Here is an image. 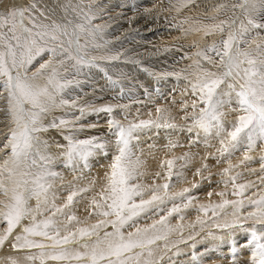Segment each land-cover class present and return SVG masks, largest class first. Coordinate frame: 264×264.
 I'll list each match as a JSON object with an SVG mask.
<instances>
[{
  "label": "snow or ice",
  "instance_id": "1",
  "mask_svg": "<svg viewBox=\"0 0 264 264\" xmlns=\"http://www.w3.org/2000/svg\"><path fill=\"white\" fill-rule=\"evenodd\" d=\"M191 2L182 0V6ZM56 7L65 13L63 23L55 20L49 24L38 23L32 15L33 10H38L36 3L19 11L13 8L0 16V29H7L0 32V77H3L0 81V100L5 101L0 112L8 122L7 138L0 148L4 152L0 163V196L3 197L0 199V222L6 224L3 232H0V248L19 228L21 234L14 237L12 249H39L38 255H29L27 259L39 260L40 264H47L49 260L67 264H160L164 255L177 247L175 243L169 247V234L179 231L183 235L184 225L174 227L169 218L191 206L194 197L188 195L191 191L189 188L169 192L174 160L166 161L168 182L151 187L140 183L142 161L134 156L130 145L137 138L134 133L139 130L153 125L157 128H174L176 125L149 120L124 126L115 119L108 120L109 131L115 136L116 153L104 173L103 183L90 200L88 215L96 216L97 220L90 226H80L84 222L73 211L74 204L78 202L76 197L92 191L96 180L90 182L91 187L78 188L75 182L81 177L75 173L78 170L82 173L89 167L90 157L107 155L109 141L99 137L79 139L76 132L84 126L80 125L78 129L72 120L63 116L53 117L48 123L44 121L56 109L76 106L74 100L70 102L64 98L67 89L80 83L65 75L68 61H73L72 67L76 69L74 75H79L82 67L99 68L113 85L118 81L112 80L107 71L95 63L96 58L86 59V52L84 55L73 54L74 43L78 45L77 53L85 49V45H79V34L87 32L95 38L97 33L103 31L100 26H92L96 16L91 6L85 11L80 4H60L57 0L56 5L48 11L55 13ZM98 7L103 8L104 5ZM237 8L244 16L238 26L239 17L233 11L227 19L195 29L205 36L216 33L223 35L227 29V38L197 53L216 70L204 68L199 61L196 62L197 71L189 81L191 95L195 99L190 104L191 124L187 131L195 132L197 138L203 132L206 144L208 136L214 134L220 138L217 149L219 156L212 159L220 163L222 158H227L228 167L223 170L225 178L221 182L225 189L231 185V195L237 197L229 200L224 198L227 192L217 193L222 198L220 203L201 204L197 211L204 216L211 212L213 217H219L225 208L232 207V219H223V222L213 220V226L221 231L232 230L228 233V239L233 242V264L239 258L232 235L234 231L245 234L242 248L250 250L251 254L247 264H264V195L257 199L246 197L245 193L254 186L253 182L237 183L240 173L232 175V169L240 165L231 163L232 155L241 146L245 151L240 164L253 161L249 153L257 148L259 142L262 146L260 170L264 172V0H238L232 5V9ZM26 12L28 16H25ZM69 13L83 22L74 23L73 19L67 18ZM39 14L50 19L44 11ZM25 19L30 26L24 25ZM253 30H256L255 37L251 36ZM209 52L214 56L208 55ZM45 56L47 59H43ZM100 59L118 60L119 56ZM165 75L180 76L179 73ZM86 107L96 113L111 114L114 111L112 105L97 108L89 104L79 107L81 116ZM188 107L189 104L185 102L184 108ZM226 107L239 113L230 129L225 127ZM160 111L157 109L158 113ZM52 129L66 143L53 140L50 144L48 139L42 138V134ZM52 146L62 151L53 154L49 151ZM58 161L73 174V181L68 184L70 191L61 205L55 203L57 196L52 191L57 181L64 180L63 174L54 169ZM202 168L209 172L211 170L207 163ZM252 171L255 173L254 169ZM195 175L202 176V169H197ZM175 176L178 181L183 179L181 172L175 173ZM260 179L264 183V176ZM198 186L192 184L193 188ZM245 199L253 210L242 216ZM33 200L34 206L30 203ZM168 201L172 202V206L165 209L162 206ZM161 212L166 214L159 215ZM157 215L158 219H152ZM142 217L152 219V222L138 226ZM178 219L183 221L184 216L179 215ZM248 221L252 224L246 228ZM73 224L77 226L71 227ZM196 224L203 231L206 221L198 216L195 223L187 227L195 228ZM108 228L111 231H107ZM126 228L135 230L125 231ZM209 235L213 234L210 232ZM213 238L224 240L223 236ZM161 242L162 254L156 259L155 253ZM186 242L183 239L180 241ZM11 264L16 262L13 260Z\"/></svg>",
  "mask_w": 264,
  "mask_h": 264
},
{
  "label": "rangeland",
  "instance_id": "2",
  "mask_svg": "<svg viewBox=\"0 0 264 264\" xmlns=\"http://www.w3.org/2000/svg\"><path fill=\"white\" fill-rule=\"evenodd\" d=\"M56 2L57 0L51 5L50 1H38L39 9L50 17V19H45L44 16L38 14L36 17L38 23L49 24L53 20L57 23L64 22L65 13L60 7H56L55 13L48 11L49 8L56 5ZM237 2L238 0H192L187 6H182V0H59L60 4H80L85 11H87L88 6H91L96 16L92 21V26H100L103 31L97 33L95 38L88 35L87 32L79 34V45H85V49L84 52L77 53L78 45L74 43L72 46L73 54L84 55L86 52V59L96 58L95 63L107 71L112 80L118 81V84L113 85L99 68L82 67L80 74L74 75L76 69L72 67L73 61H68L65 66V75L80 83L78 86L74 85L67 89L64 98L70 102L74 100L76 106L56 109L44 121L48 123L53 117L63 116L72 120L78 129L80 125L84 126L76 132L79 139L99 137L109 141L107 155L90 157L89 167L84 169L82 173L79 170L75 173L76 176L81 177L78 182H75L78 188L91 187L90 182L96 180V185L92 191L84 192L76 197L78 202L73 206L75 215L82 218L88 214L87 202L93 193L99 190L103 183L104 173L108 169L112 156L116 153L115 136L109 131V119H115L124 126L149 120L161 124L166 121L176 125L174 128H157L153 125L139 130L134 133L137 138L133 139L130 145L134 156L142 161L140 171L143 176L140 183L151 187V185H163L168 182L166 180V161L174 160L169 192L176 193L184 188H189L191 191L188 195L194 197L193 202L198 204L192 202V205L187 209H183L181 213L169 218L173 225L184 224L183 235L181 236L179 231L176 232L178 241L183 238L189 241L179 249L177 247L172 248L164 255V260L160 261V264H233L231 254L233 242L228 239V233L232 230L221 231L213 226V220L220 222H223V219L231 220L233 208L230 206L225 208L219 217H213L211 212L208 216H204L197 211L199 204L201 205L204 201L220 199L221 197L217 195L220 192H227L226 197H224L226 199H237L231 195V185L225 189L221 182L225 178L223 170L228 167L227 158H222L220 163L212 159L213 156H219L217 152L220 147L219 137H215L214 134L208 136L206 144L203 132L197 138L195 132L189 133L187 128L191 124L192 110L190 104L195 99L191 95L189 81L194 78L197 71L196 62L199 61L204 68L216 70L213 65L203 60L197 53L213 44H219L222 39L227 38V29L223 35L216 33L208 36L195 29L227 19L232 16L233 11L239 17L238 26L240 21L244 20V16L239 8L232 9V5ZM29 4H32L31 0ZM100 4H103L104 7L99 8L98 5ZM67 18L73 19L74 23L83 22V20H76L71 13L67 15ZM24 25L30 26L27 19L24 20ZM255 31H252V37H255ZM252 47L255 48V44ZM116 55L119 56L118 60L100 59L101 57ZM208 55L214 56V53L209 52ZM43 59H47V56ZM166 73H179L180 76L177 78L175 75H165ZM2 80L3 77H0V81ZM185 102L189 104L187 109L184 108ZM89 104L97 108L112 105L114 111L111 114L96 113L86 107L85 113L81 116L78 111L79 107ZM4 106L5 101L0 100V107ZM157 109L161 111L158 113ZM225 112V127L230 129L239 113L232 111L230 107H226ZM186 116L187 119H185ZM75 117H79V119H74ZM7 123L4 114L0 112V129L5 128ZM42 138L48 139L50 144L53 140L62 144L66 143L55 129L42 134ZM261 150L262 146L258 142L257 148L249 153L254 158L253 161L245 162L243 165L240 164L245 151L243 146L231 157L232 165H240L232 169V175L240 173L237 183L253 182L254 186L245 193V196L251 199H257L260 195H264V183L260 179L261 176H264V172L260 170L259 162ZM49 151L55 154L62 150L52 146ZM205 163L209 164L210 172L202 168ZM54 169L64 176V180L57 181L52 189L57 196L56 200H60L63 204L70 191L68 184L73 181V174L69 169L64 168L59 161L54 165ZM197 169H202V176L195 175ZM253 169L255 173H253ZM177 172L183 173L181 181H178L175 176ZM193 183L199 186L193 188ZM209 193L212 195L209 196ZM171 206L172 202L168 201L162 207L168 209ZM252 210V206L245 199V206L241 210L242 216H246ZM165 214L166 212L159 213V215ZM159 215L153 217L158 219ZM179 215L184 216L183 221L178 219ZM198 216L206 221L204 229L201 231L202 235L205 233L208 235H203L204 239L200 235L201 240L195 241L200 233L191 230L193 228L187 227V225L195 223ZM95 219H97L96 216ZM139 220L145 222L148 218L142 217ZM251 224L252 222L248 221L245 227H250ZM196 226L200 228L199 224ZM5 227L6 224L0 222V232H3ZM16 230L12 234L13 238L10 237V243L14 241ZM210 232L213 234L212 236L209 235ZM194 234L195 236H193ZM191 235L195 237L191 238L192 240L188 239ZM232 235L235 238L234 243L239 254L236 264H242V262L247 264L251 254L250 250L242 248L246 239L245 234L242 231H234ZM219 236H223L224 240L213 238ZM192 242H196L195 247L191 246V244L194 245ZM162 243L160 248L156 250L154 257L156 259L162 254ZM175 244L177 245V243ZM178 245L180 246L179 243ZM4 247L5 245L0 248V254L5 249ZM31 250H13L9 256L22 253L27 255L31 253ZM33 250L35 253L40 251L39 249ZM177 252L178 255L174 254ZM193 256L196 257L195 260H193ZM0 258L2 259L3 256Z\"/></svg>",
  "mask_w": 264,
  "mask_h": 264
},
{
  "label": "bare ground",
  "instance_id": "3",
  "mask_svg": "<svg viewBox=\"0 0 264 264\" xmlns=\"http://www.w3.org/2000/svg\"><path fill=\"white\" fill-rule=\"evenodd\" d=\"M32 1V3H36V6H37V9L38 10H33V12H32V14L35 16V17H37V15L39 14V10L41 11V9H39L40 7H39V5H37V3H38V1L39 0H31ZM50 1V4L51 5H53V3L52 2H54V1H56V0H46V2H49ZM40 2H43V0H40ZM30 0H0V16H2V15H4L7 11H9V10H11V9H16L17 11H19V10H21V9H23V8H25V7H29L30 6ZM5 5H7V7H5ZM27 15H29V13H25V16H27ZM7 31V29H0V32H6ZM1 47H2V45H1ZM1 128V127H0ZM7 134H8V127H7V124L5 125V128H3V129H0V136L2 137L1 139H0V141H1V147L0 148H2L3 147V143H4V141L6 140V138H7ZM4 151H8L7 149H5ZM3 158H4V152L3 151H0V163H2V160H3ZM152 186V185H151ZM147 195H148V193L146 192L145 193V196L147 197ZM0 199H3V197L2 196H0ZM211 199V198H210ZM90 200H91V198H89V200H88V202H87V204H88V206H89V204H90ZM215 200V201H214ZM221 198L219 199V198H216V199H213V200H207V201H204L203 203H201V204H204V205H209V204H212V205H215V204H218V203H220L221 202ZM33 202V206L35 205V201L33 200V201H31L30 203H32ZM63 202V201H62ZM202 202V201H201ZM55 203L57 204V205H60V204H62L61 202H60V200H56L55 201ZM194 203V202H193ZM198 203V202H197ZM194 204H196V203H194ZM196 205H198V204H196ZM200 205V204H199ZM198 208H199V206H198ZM90 210V209H89ZM86 214H87V212H85ZM202 214V213H201ZM226 215V214H225ZM89 215L87 214V215H84L82 218H79L81 221H83L84 223L82 224V225H80V226H90L91 224H93V223H95L96 222V220L97 219H95V216L93 215V216H90V217H88ZM39 219H42L43 217H38ZM152 219H155V217H152ZM152 219H148L147 221H145V222H143L142 220H139V225L138 226H144L145 224H150L151 222H152ZM170 222V224H171V221H169ZM188 222V221H187ZM23 223H28V221H23ZM248 223V222H247ZM172 226H176L175 224L173 225V224H171ZM177 225H179V224H177ZM184 225V224H183ZM61 227H62V225H60ZM77 225H75V224H73V225H71V227H73V228H75ZM107 231H111V228H108V229H106ZM129 230H132V231H134L135 229L134 228H126L125 229V231H129ZM191 230H195L197 233H200L199 234V237H197L198 236V234H197V238H195V241L197 240V239H199V240H201L200 239V235H202V233H201V230H200V228L198 227V226H196L195 228H193V229H191ZM20 229L19 228H17V230H16V232L14 233V235L16 236V234L18 235V233L20 234ZM176 232H178V231H173L172 233H170L169 234V237H168V244H169V246L171 247V245L173 244V243H177V245H178V243L180 244V246L178 245L177 246V248L179 249L181 246H184V244H186V243H180V241H178V237H176ZM194 232V231H193ZM196 232H194V233H196ZM101 234H103V233H101ZM187 234V233H186ZM190 234V233H189ZM203 235H208L207 233H205V234H203ZM203 235H202V237H203ZM192 236V235H191ZM193 236H195V234L193 235ZM190 237V236H189ZM189 237H188V239H189ZM11 238H13V236L11 237ZM11 238H9V240L11 239ZM183 238V237H182ZM203 239H204V237H203ZM9 240L5 243V249L2 251V254H0V257L1 256H3V258L1 259L0 258V264H11V261H15L16 262V264H40V261L39 260H35V261H32V260H29V259H27V257L29 256V255H38V253H35V252H33L32 250H31V253H29V254H27V255H25L24 253H22V254H17V255H14V256H9L10 254L9 253H12V251H13V249H12V247H11V245L10 244H12V243H10L9 242ZM183 240H185V238H183ZM187 240V239H186ZM192 240V239H191ZM189 240H187V242H188ZM194 241V240H193ZM89 243H91V241H89ZM192 243H194V242H192ZM163 244V243H162ZM196 244V242L194 243V245ZM10 245V246H9ZM190 246V245H189ZM189 246H187L188 248H189ZM191 246H193L192 244H191ZM196 246V245H195ZM186 247V248H187ZM192 248V247H191ZM174 249V248H173ZM190 249V248H189ZM186 250V249H185ZM193 250V249H192ZM81 251H82V249H81ZM175 251H177L176 249H175ZM183 251H184V249H183ZM191 251V250H190ZM162 252V251H161ZM160 251H159V253H161ZM168 253V252H167ZM183 253V252H182ZM167 256H168V254H167ZM186 260V259H185ZM60 264V263H64V264H67V262H58V261H52V260H49V261H47V264ZM73 264H75V262H73Z\"/></svg>",
  "mask_w": 264,
  "mask_h": 264
}]
</instances>
